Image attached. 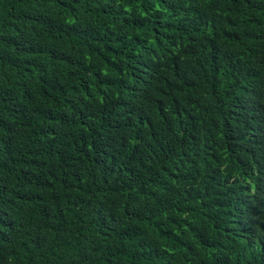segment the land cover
I'll list each match as a JSON object with an SVG mask.
<instances>
[{
    "label": "trees",
    "instance_id": "1",
    "mask_svg": "<svg viewBox=\"0 0 264 264\" xmlns=\"http://www.w3.org/2000/svg\"><path fill=\"white\" fill-rule=\"evenodd\" d=\"M0 264H264V0H0Z\"/></svg>",
    "mask_w": 264,
    "mask_h": 264
}]
</instances>
